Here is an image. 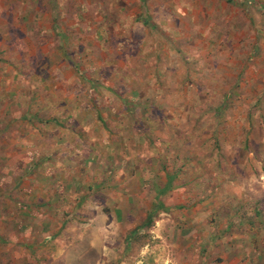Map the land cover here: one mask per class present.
Returning a JSON list of instances; mask_svg holds the SVG:
<instances>
[{"label":"rangeland","instance_id":"obj_1","mask_svg":"<svg viewBox=\"0 0 264 264\" xmlns=\"http://www.w3.org/2000/svg\"><path fill=\"white\" fill-rule=\"evenodd\" d=\"M91 102L92 122L110 131L96 136L110 141L109 166L143 168L130 189H40L36 170L3 174L23 167L17 148L29 146L18 143L37 126L47 135L45 119L70 121L62 107ZM149 169L175 173L183 188L141 189L154 181ZM118 170L106 175L123 185ZM114 205L127 216L125 249L106 257L73 242L76 264H264V0H0V227L32 222V261L44 220H75L92 235L96 225L84 224L114 217ZM21 250L16 263L26 264ZM4 251L0 239L1 263Z\"/></svg>","mask_w":264,"mask_h":264},{"label":"crops","instance_id":"obj_2","mask_svg":"<svg viewBox=\"0 0 264 264\" xmlns=\"http://www.w3.org/2000/svg\"><path fill=\"white\" fill-rule=\"evenodd\" d=\"M37 73L39 78H41V72L38 71ZM12 75H16V72L14 71ZM44 80L47 82L46 78H44ZM43 85H45V83ZM93 102H91L90 105H86L84 109H82V107L80 108V105L75 104L68 108L62 107L64 110L61 112V118H64L63 115H71L72 119L70 121L63 122L58 121L57 118H52L49 122H47V119H45V122L41 125H43L44 129L47 128V135L41 136L42 129L37 126L36 128L39 130L37 137L25 140V142L23 144L21 143L20 145L18 143V146H29L28 150H23L22 147V152L20 151L21 148H17L20 151H17L16 154V158H18L17 162H20L23 167L15 170L14 167H9L8 163H6V166L8 167L6 170H4L3 174L6 172L7 176L8 174L11 175V173H14L12 175L13 177L29 175V177L32 178V173L36 170L33 187L40 186V189H58L59 186H61V189H103V191L105 189H112L116 186L118 187L116 189H130L128 186L129 180H138L139 177H142L143 168L137 165L133 170H130L129 173L126 172V174L122 175V171L127 168L125 164L122 170L120 169V165L117 168L109 166V162L113 161L111 158L112 154L110 153V149H108V147L111 145L110 141L106 139V136L105 139L103 138L101 140L97 139L96 136L101 135L98 130L104 131L105 135L107 136L110 131L107 126H104L100 122H92L94 112L96 110L95 105L93 107ZM84 112H88V116L91 114V120L88 119L89 117L87 115H81ZM118 114L122 117L125 116L122 110L119 111ZM79 115L82 116L81 119L78 118ZM41 118V116L38 117L39 120H41ZM50 124H53L55 127H51ZM48 125L49 127H47ZM119 126L121 128L126 127L127 125L119 124ZM53 129H55L54 131L56 134L51 135L50 132ZM83 149H87L86 153L81 152ZM129 160L130 157L126 159V163L130 162ZM137 160L142 161V159ZM51 161L54 162L53 169L48 168L51 164ZM44 164H48L49 166H46V169L43 170L42 167ZM103 164H106V166ZM91 166L95 167L96 172L94 174H98L97 176L94 174L91 175L90 172L87 171L91 168ZM106 167H108L107 172H100L101 169ZM80 168L81 170L85 168L86 175H82L83 172L80 171ZM117 169H119L118 171L121 172L119 175H122V179L125 180L123 185L117 184L116 182L110 183L108 180L109 175H106L107 173ZM60 172H62L61 174L64 175V177L59 176ZM160 172L164 175V182H166V173L168 174V171L161 170L159 172H155V169L154 171L149 169L147 171V177L152 180L154 179V181L152 184H149V186L144 184L143 186L145 187H142L141 189H155L158 195L159 190L156 189L154 183L156 182L157 178H160ZM88 174L90 176H88ZM114 174H112L110 177L114 178L116 175ZM136 184L142 185V181L140 183L136 181ZM181 188L183 187L178 188L173 184L171 189ZM125 191L127 192V190ZM54 192L57 191H53V193ZM124 194L127 196H124L126 201H134L130 193L129 195L126 193ZM51 204L53 203L49 200L41 202V205L44 209H51ZM79 204V201H76L75 208H77ZM24 205L26 208H31L30 203H26ZM112 207L114 208V217H112L110 214L109 216L104 215L102 217L90 219L89 221L91 223L88 222V224H84L86 225V228H88V226H92L91 224L96 225V227L92 228L91 230L92 235H79L77 230L78 225L80 224L76 223L75 220L62 219L58 220V222H56L57 219L44 220L42 222V226L45 228H40V232L36 234L38 236L37 240L42 243V247L37 249V258H34L32 261L30 254L31 245L27 244L32 241V222L29 219L28 221L24 219L22 222L23 225H25L23 226L22 230L20 228L16 230V219L14 217H7L6 219L3 218V225L0 227V239L6 242V251L2 252V256L5 257V260H3L2 263L0 261V264H25L21 263L20 261L16 263L15 258L19 257L18 252L20 249H22L21 252L23 259H27L30 264H76V261L73 260L74 257L71 256V252L72 249H74L73 242L78 241L84 242V245L81 247V249L93 250L96 248L102 252L101 256L107 257L117 249L122 252L123 245H121L120 241H124L126 238L127 216H124L125 214L122 213V216L118 218L115 213H118L119 208H122L115 205ZM53 223L58 225V227L56 226V229L52 228ZM39 225H41V222ZM120 226L123 227L122 235H120V232L116 233V230L119 231L118 227ZM79 230L81 231V227H79ZM16 240L21 243L19 246H23L22 248L14 245ZM40 243L37 246H39ZM14 248L17 249L16 253ZM42 255H44L43 259L39 260L40 256L42 257ZM28 262L26 264H28ZM95 264L99 263L95 262Z\"/></svg>","mask_w":264,"mask_h":264},{"label":"trees","instance_id":"obj_3","mask_svg":"<svg viewBox=\"0 0 264 264\" xmlns=\"http://www.w3.org/2000/svg\"><path fill=\"white\" fill-rule=\"evenodd\" d=\"M124 107L126 108V111L128 112L132 106L125 104ZM96 110H98V109L96 108ZM218 111L219 110H217V112ZM132 120H134L133 117H132ZM177 176L178 175H176L175 173L174 174H169V173L167 174L166 173V182H165V184H163L164 185L163 187H159L158 185H156L157 183L155 182L154 186L156 187V189L159 190L158 195H161V194L165 193L166 191H169L172 188L173 183H174L175 179L177 178ZM151 218H152V215L150 214L148 221H147V226L151 225ZM228 226H229V223H228Z\"/></svg>","mask_w":264,"mask_h":264}]
</instances>
